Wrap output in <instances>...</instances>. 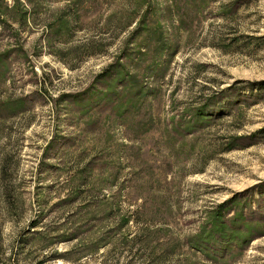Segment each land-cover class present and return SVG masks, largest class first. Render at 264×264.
<instances>
[{
    "label": "rangeland",
    "instance_id": "rangeland-1",
    "mask_svg": "<svg viewBox=\"0 0 264 264\" xmlns=\"http://www.w3.org/2000/svg\"><path fill=\"white\" fill-rule=\"evenodd\" d=\"M0 264H264V0H0Z\"/></svg>",
    "mask_w": 264,
    "mask_h": 264
},
{
    "label": "trees",
    "instance_id": "trees-1",
    "mask_svg": "<svg viewBox=\"0 0 264 264\" xmlns=\"http://www.w3.org/2000/svg\"><path fill=\"white\" fill-rule=\"evenodd\" d=\"M232 239L234 240L235 238H231V237H230V238L228 239V242H229L230 240L232 241ZM211 241H212L211 239H205L204 242L202 241V243L205 244V245H207V246H210V245H209L210 243H207V242H211Z\"/></svg>",
    "mask_w": 264,
    "mask_h": 264
}]
</instances>
